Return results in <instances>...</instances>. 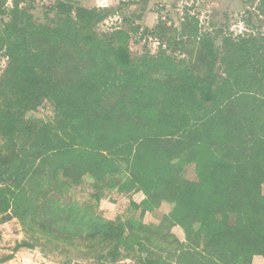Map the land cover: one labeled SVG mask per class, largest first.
<instances>
[{
    "label": "trees",
    "instance_id": "16d2710c",
    "mask_svg": "<svg viewBox=\"0 0 264 264\" xmlns=\"http://www.w3.org/2000/svg\"><path fill=\"white\" fill-rule=\"evenodd\" d=\"M35 3L0 0V224L16 219L27 234L0 264L47 246L99 264L141 253L171 264L157 249L181 251L182 264L264 261V37L217 48L186 16L180 33L164 23L146 32L161 47L135 58L139 25L97 31L112 10L52 0L38 19ZM42 107L50 121L29 116ZM189 165L196 181L184 177ZM87 181L98 203L115 191L141 218L171 211L158 225L107 221L71 198Z\"/></svg>",
    "mask_w": 264,
    "mask_h": 264
},
{
    "label": "rangeland",
    "instance_id": "374dc122",
    "mask_svg": "<svg viewBox=\"0 0 264 264\" xmlns=\"http://www.w3.org/2000/svg\"><path fill=\"white\" fill-rule=\"evenodd\" d=\"M8 1L11 3L13 0ZM51 2L52 0H36L34 9L36 18H43V12ZM73 2L89 9L107 8L112 10L109 17L99 24L97 28L99 34L111 33L123 27L128 28L125 23L127 21L136 26L139 25L142 29L141 34L134 36L130 41V51L135 58L145 54L155 55L161 47L160 42L146 32H153L159 23H164L180 33L186 16L196 18L199 21L201 33L210 34L215 39L217 48H222L223 40L228 37L235 40L239 37L247 38L251 35L257 38L264 37V16L260 11V0H73ZM166 48L164 46L163 50ZM168 54L177 59H188L183 52L175 53L168 49ZM6 64V59L0 56V75ZM29 116L50 121L54 115L50 108L42 107L38 113H32ZM184 177L189 181L197 180L194 165L185 167ZM94 194L95 191L87 181L84 186L72 191L71 198L74 201L97 205V213L107 221H125L133 217L141 219L147 225H158L162 218L171 211V206L164 204L159 210L147 213L141 218L140 211L132 210L131 200L126 196L117 194L115 191H106L98 203L93 198ZM144 198L143 194H138L133 200L140 204ZM171 233L180 244H187L186 236L181 228L175 227ZM0 237V257H2L12 254V249L18 243L27 239V234L21 224L13 219L0 224ZM174 245L171 248L173 254L176 253V246ZM155 252V256L162 255L171 264H182L181 261H178L181 251L177 253V258H170V253H161L158 249ZM147 258V253H141L140 256L132 254L130 258H122L119 264H146L145 260ZM67 263L99 264L85 250H76L70 247H61L55 250L51 246L38 247L35 250L21 249L15 254L13 260L5 264ZM253 264H264V261L262 258H256Z\"/></svg>",
    "mask_w": 264,
    "mask_h": 264
}]
</instances>
